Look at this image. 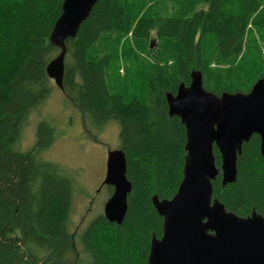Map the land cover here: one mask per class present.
<instances>
[{"label": "trees", "instance_id": "obj_1", "mask_svg": "<svg viewBox=\"0 0 264 264\" xmlns=\"http://www.w3.org/2000/svg\"><path fill=\"white\" fill-rule=\"evenodd\" d=\"M145 1L97 0L76 35L65 40L60 90L95 133L109 121L118 124L117 148L124 152L131 184L121 223L98 214L76 230L69 219L74 181L60 165L41 157L56 137L54 126L39 121L32 146L20 149L29 115L53 86L46 66L60 50L49 34L62 0H0V264H146L150 238L162 231L151 197L173 196L185 155L184 126L168 115L166 93L174 94L179 83L188 85L195 69L204 88L216 94L248 92L264 74V58L251 35L264 31V0H238L228 10L227 0H198L205 8L181 15L174 3L166 6L167 0H154L151 8ZM152 31L169 54L155 55L161 66L144 65L129 46L121 53L102 49L103 43L112 46L115 37L129 34L142 50ZM208 36L214 37L218 59L229 65L241 58L248 37L244 67L234 83L207 84L203 41ZM120 56L134 69L127 71L122 91L111 92L107 75ZM213 154L219 169L215 146ZM236 170L235 181L224 186L219 171L212 196L240 217L255 210L264 218V155L257 134L243 143Z\"/></svg>", "mask_w": 264, "mask_h": 264}, {"label": "water", "instance_id": "obj_2", "mask_svg": "<svg viewBox=\"0 0 264 264\" xmlns=\"http://www.w3.org/2000/svg\"><path fill=\"white\" fill-rule=\"evenodd\" d=\"M97 0H62L49 42L60 52L46 66L48 78L61 88L65 40L73 38ZM169 116L185 130L182 178L171 198L151 202L162 217L160 237L152 234L146 264H264V218L252 210L240 217L212 196V181L220 171L221 184L235 181L236 159L253 134L264 155V74L248 92L216 94L203 86L200 70L190 72L188 85L166 93ZM213 146L220 155L215 165ZM120 148L109 150L102 184L112 187L103 206L109 222L121 223L131 189Z\"/></svg>", "mask_w": 264, "mask_h": 264}, {"label": "rangeland", "instance_id": "obj_3", "mask_svg": "<svg viewBox=\"0 0 264 264\" xmlns=\"http://www.w3.org/2000/svg\"><path fill=\"white\" fill-rule=\"evenodd\" d=\"M153 1L146 0L145 8L153 7ZM227 1L224 6L226 10L239 2L238 0ZM173 3L175 13L178 15L189 13L194 9L205 8V5L198 0H167L166 6H172ZM251 35L257 46L256 53L264 58V31L254 30ZM129 37V34L125 37H115L111 42L112 46L105 42L102 44V49L121 53L124 48L129 46L134 50V54L145 62L144 65L153 61L161 66L162 62L158 64L156 56L166 58L169 56L166 46L163 44L165 42L163 40L158 42L154 31L148 37V47H143L142 50L137 49ZM247 45L248 37L241 58L239 56L234 64L229 65V63L221 62L218 59L214 37L208 36L203 41V52L206 56L204 70L207 69V74L209 71V76L206 77L207 84L212 86L218 82V86H225L234 83L235 76L239 75L238 69L241 66L244 67L242 59ZM92 57L95 58L96 54L93 53ZM113 62L115 64L107 75L109 78L108 87L111 92L115 90L121 92L122 83L128 76L127 71L134 69V66L129 60L126 63L122 56L114 58ZM167 63L173 69L174 62L170 58ZM52 83L51 92L44 104L29 115V120L22 130L20 149L27 150L32 146L35 140V128L39 121L46 120L54 126L56 137L41 154V157L60 165L73 179L74 188L69 219L72 228L82 230L93 217L103 214V206L112 192L110 186L102 184V181L105 175L107 153L118 146L119 127L116 122L109 121L101 130L98 129V133H95L93 128L88 125L83 113L71 102L66 101L60 88L53 81Z\"/></svg>", "mask_w": 264, "mask_h": 264}, {"label": "flooded vegetation", "instance_id": "obj_4", "mask_svg": "<svg viewBox=\"0 0 264 264\" xmlns=\"http://www.w3.org/2000/svg\"><path fill=\"white\" fill-rule=\"evenodd\" d=\"M111 189H112V187H111Z\"/></svg>", "mask_w": 264, "mask_h": 264}]
</instances>
